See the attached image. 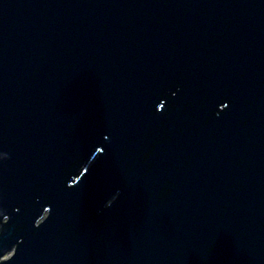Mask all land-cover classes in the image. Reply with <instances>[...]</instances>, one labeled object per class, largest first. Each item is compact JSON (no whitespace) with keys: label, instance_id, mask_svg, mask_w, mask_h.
<instances>
[{"label":"water","instance_id":"water-1","mask_svg":"<svg viewBox=\"0 0 264 264\" xmlns=\"http://www.w3.org/2000/svg\"><path fill=\"white\" fill-rule=\"evenodd\" d=\"M0 264H264V0H0Z\"/></svg>","mask_w":264,"mask_h":264}]
</instances>
